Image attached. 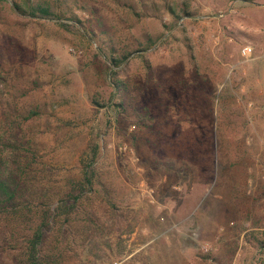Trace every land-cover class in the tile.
<instances>
[{
    "label": "rangeland",
    "instance_id": "1",
    "mask_svg": "<svg viewBox=\"0 0 264 264\" xmlns=\"http://www.w3.org/2000/svg\"><path fill=\"white\" fill-rule=\"evenodd\" d=\"M24 1L0 2V120L38 113L31 201L78 198L47 264H264V0Z\"/></svg>",
    "mask_w": 264,
    "mask_h": 264
},
{
    "label": "trees",
    "instance_id": "2",
    "mask_svg": "<svg viewBox=\"0 0 264 264\" xmlns=\"http://www.w3.org/2000/svg\"><path fill=\"white\" fill-rule=\"evenodd\" d=\"M14 7L17 14L32 19L58 18L52 1L26 0L15 2ZM128 56L113 58L115 69L120 68ZM114 73L118 72L114 70ZM37 114L31 112V116ZM31 116L14 119L4 114L0 120V244L15 243L10 250H22L17 255L21 259L14 264L56 263L46 252L48 233L62 217L67 218L72 213L76 207L73 201L78 198H61L49 204L31 201L29 192L34 182L32 174L37 156L30 142L20 135L23 124Z\"/></svg>",
    "mask_w": 264,
    "mask_h": 264
},
{
    "label": "built area",
    "instance_id": "3",
    "mask_svg": "<svg viewBox=\"0 0 264 264\" xmlns=\"http://www.w3.org/2000/svg\"><path fill=\"white\" fill-rule=\"evenodd\" d=\"M252 48H250V47H246V48H244V50H243V55L244 56H248V55H251L252 54Z\"/></svg>",
    "mask_w": 264,
    "mask_h": 264
}]
</instances>
